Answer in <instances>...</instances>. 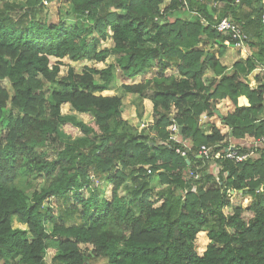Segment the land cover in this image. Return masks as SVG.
Masks as SVG:
<instances>
[{
    "label": "trees",
    "instance_id": "16d2710c",
    "mask_svg": "<svg viewBox=\"0 0 264 264\" xmlns=\"http://www.w3.org/2000/svg\"><path fill=\"white\" fill-rule=\"evenodd\" d=\"M22 1L0 0V264H264L259 0H64L71 4L70 24L47 19L43 1L61 0ZM214 17L229 18L252 49L230 69L220 58L233 49L223 43L229 36L212 27ZM108 38L111 45L98 51ZM110 57L114 64L105 69L79 74L69 67L60 76L63 59L104 63ZM256 69L262 71L250 86ZM114 70L126 80L152 74L121 85L138 96L139 120L142 101L152 103V125L138 130L122 117V96L104 95ZM226 99L235 107L223 118L230 141L253 139L246 147L231 145L247 155L242 161L225 157L230 143L217 128L207 136L200 130L201 116H215L216 104ZM65 104L90 114L93 125L63 115ZM172 124L188 148L170 139ZM63 125L82 137L63 145ZM201 146L212 148L210 160L198 156ZM214 163L217 178L208 172ZM156 176L166 184L157 193L151 189ZM23 177L48 184L27 194L17 185ZM231 190L248 197V205L231 208ZM14 218L26 230L13 229ZM200 232L209 240L202 254L196 249Z\"/></svg>",
    "mask_w": 264,
    "mask_h": 264
},
{
    "label": "rangeland",
    "instance_id": "374dc122",
    "mask_svg": "<svg viewBox=\"0 0 264 264\" xmlns=\"http://www.w3.org/2000/svg\"><path fill=\"white\" fill-rule=\"evenodd\" d=\"M9 1H13V2H24L22 0H9ZM169 2V0H165L164 5H166ZM46 9H45V13L47 16V19L50 23H58L59 21H62L66 24H70L71 21V16L68 15V13L71 10V4L65 2L64 0H61L60 2L57 3H51L48 5H45ZM111 34V33H109ZM111 45V40L108 38L106 41L101 42L98 44V51L102 50L103 48L109 47ZM216 53V51H215ZM252 55V49H250L248 46L246 48V51H239V52H234V56L235 59L237 61H244L248 56ZM54 62H56L55 59H52L51 63L53 64ZM62 66L60 67V76H64L67 73V70L69 67L73 68L75 70L76 73H82L84 71L85 68H95L97 70H101L103 68L108 67L111 64H114L113 58L110 57L108 58L104 63H96L94 61H84V62H71L68 59H63L61 61ZM257 70V69H256ZM256 70L253 71V73H251L250 76H252V74L256 73ZM262 71V69H261ZM260 71V72H261ZM154 73V72H152ZM146 75H149V73ZM152 76V74H151ZM124 80L126 79H122L120 73L118 70H114V81L112 83L111 89L109 91H107L105 94L107 95H121L122 96V101L124 103L123 105V117L124 118H128L129 115L132 116V109L133 107L136 108V102L137 99L136 97H132L129 96L127 94H125L122 90H121V84L124 82ZM95 81L98 82L99 78L98 76H95ZM128 83V82H127ZM3 85L10 91V85L7 81L3 82ZM48 94V92H46ZM61 113L63 115H72L74 116L77 120L88 124V125H93V117L90 114H82V113H78L75 112L74 110H72V108L68 105H63L61 108ZM128 121H131L129 118L127 119ZM142 120V118H141ZM140 121V120H139ZM137 122V125L141 122ZM171 128V127H170ZM171 136V135H170ZM59 137H60V142L65 145V144H73L75 142V140H77L78 138L82 137L80 131L73 127L72 125H63L60 127L59 129ZM180 139V138H179ZM146 170V173L149 175L150 173V168L148 166L144 167ZM149 171V173H148ZM48 184V179H33V180H29L26 177H23L21 180L17 181V185L19 187H21L22 189H24L27 194H30L34 189L38 190L43 186H46ZM166 184L161 183L159 181L158 176H156V178L153 180V182L151 183V189L157 193L159 192L161 189L165 188ZM111 187H108L105 191V198L107 200L111 199ZM86 194V193H85ZM124 189L120 190V195H124ZM230 195V194H229ZM86 196V195H85ZM231 198V195H230ZM235 198V197H232ZM154 197H151L149 200H154ZM237 199V197H236ZM235 199V200H236ZM238 200L241 202V206L246 207L248 204L246 202L247 199L242 198L241 200L238 198ZM159 203H157L158 205ZM232 204H237L232 202ZM51 206L53 207V213L55 214V216L58 218L60 215V211L58 209V207L56 206V203L54 202V200L51 202ZM229 208H225L224 212L225 213H229L231 210H228ZM248 218H250V214L246 213L244 215V219L247 220ZM11 226L13 229H19V230H26V226L23 225L22 223H20L17 219H12L11 221ZM209 243V240L206 236V232H200L197 235V252L199 254H202L207 245ZM86 248L81 247V251L86 253ZM54 252L50 251L47 253L46 256V262L49 263L51 257L53 256ZM103 264V263H102Z\"/></svg>",
    "mask_w": 264,
    "mask_h": 264
},
{
    "label": "crops",
    "instance_id": "0c3cea01",
    "mask_svg": "<svg viewBox=\"0 0 264 264\" xmlns=\"http://www.w3.org/2000/svg\"><path fill=\"white\" fill-rule=\"evenodd\" d=\"M215 50L216 49H214V51ZM234 52H237V51L230 50V51L226 52V54H224V56H222L220 58L221 63L224 66H227L228 69H230L231 66L233 65V63H235L237 61L235 59ZM215 56H218L217 52L215 53ZM103 69H105V68H103ZM260 71H261V69H257L256 73L252 74V76L250 77L251 78L250 86H254L255 85V81L253 80V78L255 76H257L260 73ZM211 76H212L211 73H208L204 78L210 79ZM150 77H151V74L145 75V76H139V77L135 78L134 80H124V82L121 85H123V84L128 85V84L141 83L142 81H144L145 79L150 78ZM122 79H124V78H122ZM105 93H104V95H107ZM127 95L138 98L137 95H133V94H127ZM108 96H113V95H108ZM65 105L68 106V104H65ZM123 105H124V103L122 101V107H123ZM142 106H143V111H142L143 114H142V117H141L142 120L140 119L141 122L136 117V108L135 107H133V109H132V116L131 115L128 116V118L131 121H128L127 120L128 118H124L123 115H122L123 119L127 120L131 125H133L138 130H141L144 127L150 126L153 123L152 103L149 100L144 99L142 101ZM216 111L218 112V114H216ZM216 111H215V116H213V117L207 118L204 115H202L201 118H200L199 126H200V130H201V132H202V134L204 136H207L208 134H210L212 128L215 127V128H217L220 131L221 135L225 136V141L230 143L229 149H233V147H232L233 145H240L242 147H246V146H249V145H251L253 143V139L250 138V137H245L244 139H242L240 141H236V142H234L233 140L230 141V138H231V135H232V130H230L223 123V118L227 117V115L232 114L235 111V107H234V105L232 104V102L230 100L226 99V100L219 101L216 104ZM138 121L140 123L137 125ZM168 130L170 132V128H168ZM170 135H171V132H170ZM178 138H180V137H178ZM178 140L184 147L188 148L189 141H187L184 138H180ZM219 170H220V167L217 164H215V163L214 164H210L209 167H208V172L210 174H212L215 178H217ZM229 192H230V195H231V198L229 196L230 203H231V208L241 205V202L238 200V198L240 200L242 198L247 199L246 200L247 204L250 202V199L248 197H243L240 192H237V191H234V190H231ZM232 197H235V198H232ZM236 197H237V199H236ZM234 201H235V203H238V205L237 204H232V202H234ZM231 208H229L228 210H231Z\"/></svg>",
    "mask_w": 264,
    "mask_h": 264
},
{
    "label": "built area",
    "instance_id": "2783aa9c",
    "mask_svg": "<svg viewBox=\"0 0 264 264\" xmlns=\"http://www.w3.org/2000/svg\"><path fill=\"white\" fill-rule=\"evenodd\" d=\"M178 1H182L185 2L186 0H178ZM236 3H238V0L235 1ZM259 4H260V8H261V16H260V21L261 24L264 26V0H259ZM218 4V2H215L213 4V6H216ZM43 5H48V3L46 1H43ZM215 23L212 24V27L220 34L222 35H228L229 39L228 40H224V45L225 46H231V48L233 50H237L239 49V51H246L247 45L246 42L248 40L247 35L241 31V29L236 26L229 18H222L220 20H217L214 17ZM202 24L203 25H208V22L205 21L204 19H202ZM264 71V70H263ZM264 119V117H263ZM178 128L176 124H172L171 128H170V132H171V136L170 139L173 141H177L179 142V138H178ZM178 138V139H177ZM262 143H264V137L261 140ZM178 154H180L181 156L185 157V151L184 150H177L176 151ZM212 148L207 147V146H201L199 148V152H198V156L200 158H202L204 161L210 160L212 158ZM220 153H217V156H219ZM224 155L226 158L230 159V160H235V161H242L244 160L247 155L244 156H239L237 155V153L235 151H233V149H226L224 151ZM214 156V154H213ZM216 156V157H217ZM149 173V171H148ZM190 177L194 178L195 180L198 178L197 175L190 173ZM244 193H246V190H244ZM230 192H228V196Z\"/></svg>",
    "mask_w": 264,
    "mask_h": 264
},
{
    "label": "clouds",
    "instance_id": "9594fccd",
    "mask_svg": "<svg viewBox=\"0 0 264 264\" xmlns=\"http://www.w3.org/2000/svg\"><path fill=\"white\" fill-rule=\"evenodd\" d=\"M178 135H179V130H178ZM179 137V136H178Z\"/></svg>",
    "mask_w": 264,
    "mask_h": 264
},
{
    "label": "water",
    "instance_id": "95a60500",
    "mask_svg": "<svg viewBox=\"0 0 264 264\" xmlns=\"http://www.w3.org/2000/svg\"><path fill=\"white\" fill-rule=\"evenodd\" d=\"M216 114H218V112L216 111Z\"/></svg>",
    "mask_w": 264,
    "mask_h": 264
}]
</instances>
